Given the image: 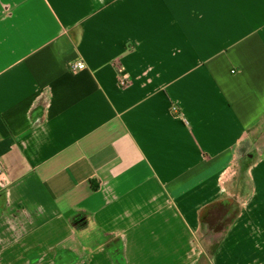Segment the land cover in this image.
I'll use <instances>...</instances> for the list:
<instances>
[{"label":"crops","instance_id":"crops-1","mask_svg":"<svg viewBox=\"0 0 264 264\" xmlns=\"http://www.w3.org/2000/svg\"><path fill=\"white\" fill-rule=\"evenodd\" d=\"M0 167V264H264V0H0Z\"/></svg>","mask_w":264,"mask_h":264},{"label":"built area","instance_id":"built-area-1","mask_svg":"<svg viewBox=\"0 0 264 264\" xmlns=\"http://www.w3.org/2000/svg\"><path fill=\"white\" fill-rule=\"evenodd\" d=\"M85 63L83 61H75L73 63H71V68L73 70H81L85 68ZM131 82V79L129 76L127 75H123L120 79H119V85L126 87L127 85H129V83ZM173 111L177 112L178 108L177 107H173ZM4 170L0 167V184L4 187L6 186L7 182L4 180Z\"/></svg>","mask_w":264,"mask_h":264},{"label":"rangeland","instance_id":"rangeland-1","mask_svg":"<svg viewBox=\"0 0 264 264\" xmlns=\"http://www.w3.org/2000/svg\"><path fill=\"white\" fill-rule=\"evenodd\" d=\"M241 189H242V190H241L242 194H244L245 196L248 195V194L250 193V191H251L249 185H247L246 190H245L244 192H243V189H244V188H241Z\"/></svg>","mask_w":264,"mask_h":264}]
</instances>
